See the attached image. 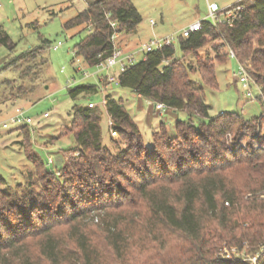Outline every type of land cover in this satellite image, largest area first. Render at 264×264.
<instances>
[{
	"label": "trees",
	"instance_id": "1",
	"mask_svg": "<svg viewBox=\"0 0 264 264\" xmlns=\"http://www.w3.org/2000/svg\"><path fill=\"white\" fill-rule=\"evenodd\" d=\"M235 6H243V10L233 25L215 27L204 21L200 31L189 38L180 37L183 57L177 56L175 45L154 50L118 77L122 89L185 114V119L175 124L176 137H171L162 123L153 132V145L147 146L124 99L108 94L104 100L110 129L126 146L111 135L110 143H105L103 112L89 106L97 105L92 98L99 86L81 83L69 87L72 99L89 95L95 102L72 107L73 121L63 135H74L75 146L65 151L74 154L61 157V170L69 165L70 173L61 175V170L53 167L54 161L28 153L34 173L26 184L13 191L0 189V264H34L32 257L20 255L16 246L36 222L51 221L60 210L72 206L70 201L78 193L85 194L80 203L87 205L69 212L71 224L88 210H103L110 217V210L145 204L147 236L157 240L169 231L184 241L186 252L165 264H264V0H240ZM111 22H116L115 29ZM141 22L132 0H86V7L64 26H85L82 30L88 33L76 45V56L97 66L112 55L113 35L134 33ZM218 39L235 52L260 87L261 116L248 119L231 111L210 114L203 88L190 74L198 72L204 84L218 86L216 65L225 61L218 53L214 58L199 53ZM0 45L10 51L16 48L2 27ZM26 55L24 52L13 60ZM187 56H194L197 65L186 63ZM29 127L24 125L22 130L31 139ZM242 143L248 145L247 150ZM163 182L173 185V190L161 193ZM77 233L74 238L81 259L92 264L99 258L96 246L85 234ZM105 233L109 248L120 261H126L131 230L114 221ZM46 239L42 256L49 264H62L56 240L50 234ZM223 243L240 251L247 249L255 261L218 256ZM13 253L16 263L10 259Z\"/></svg>",
	"mask_w": 264,
	"mask_h": 264
},
{
	"label": "rangeland",
	"instance_id": "2",
	"mask_svg": "<svg viewBox=\"0 0 264 264\" xmlns=\"http://www.w3.org/2000/svg\"><path fill=\"white\" fill-rule=\"evenodd\" d=\"M239 1L132 0L142 16V22L134 33L118 34L115 43L122 51L131 53L139 51L144 43L155 37L173 36L178 39L175 44L177 56L183 57L178 46L181 30L194 19L204 20L208 14V2L217 4L220 10H226ZM85 7L86 0H0V27L16 44L13 51L0 45V189L13 191L26 184L29 174L34 173L28 153H36L45 161L49 159L50 163L54 161L53 167L59 170L64 168L61 157L68 158L74 154L65 152L75 146L74 135H63L73 121L74 105L96 102L98 105L94 107L103 112L101 126L104 142L110 143L112 137L123 147L126 145L122 137L111 134L109 116L103 104V99L108 94L124 99L147 146L153 145V132L158 131L162 123L169 135L176 137L175 124L179 119H185L182 112H175L167 107L160 112L155 110V103L145 100L139 108L137 98L130 91L122 89L118 79L113 83L106 81L108 76L114 75L117 68L100 72L98 66H89L76 56L75 47L88 31L82 30L85 26L66 29L64 25ZM43 41L47 43L43 45ZM58 42L63 45L53 49L52 46ZM24 52H27L25 57L13 60ZM199 53L210 58L218 53L221 60L225 61L216 65V88L204 84L198 72L190 74L196 85L203 88L212 116L224 111L238 112L248 119L263 114L256 86L252 85L254 99L247 98L242 85L236 82L238 61L227 55L220 39L208 43ZM143 57L144 54L138 53L137 62ZM184 61L192 66L197 65L194 56H187ZM86 74L88 77H85ZM81 83L99 86V92L92 98L95 102L90 100L89 95L78 99L69 96V87ZM17 106L23 107L26 115L32 118L50 113L38 128L29 127L31 139L21 125L10 124L8 128L3 127ZM242 146L248 149L247 144L242 143ZM70 170L68 165L65 170L60 171L61 175L69 174ZM160 188L161 193L167 194L169 188L173 190V185L163 182L160 183ZM83 197L84 193H78L70 201L72 206L65 211L60 210L58 216L52 217L51 221L36 222L31 229L33 231L28 233V230L29 235L16 246L17 252L22 256H31L34 264H49L41 250L47 240L46 236L50 234L61 251L62 264H89L81 259L82 254L74 238L78 235L77 232L85 234L87 240L96 246L99 258L92 264H165L170 258L180 257L186 252L183 248L184 241L169 231L164 232L157 240L146 235L144 229L148 210L145 204L110 210L113 213L109 212L112 214L110 217L103 210H88L79 221L71 224L69 212L87 205L80 203ZM114 221H118L124 229L131 230L132 245L126 261H120L115 256L105 237V229L112 226ZM49 224L50 227L46 229ZM221 247L218 256L255 261L247 249L240 251L238 247H230L225 243ZM10 259L16 263L15 253L10 255Z\"/></svg>",
	"mask_w": 264,
	"mask_h": 264
},
{
	"label": "built area",
	"instance_id": "3",
	"mask_svg": "<svg viewBox=\"0 0 264 264\" xmlns=\"http://www.w3.org/2000/svg\"><path fill=\"white\" fill-rule=\"evenodd\" d=\"M243 10V6H235L231 7L226 10H220L219 6L215 3H209L208 2V14L204 18V20H198L196 22L191 23L190 25L186 26L181 30V33L179 35V38H189L194 32H198L203 27L204 21H210L215 27H218L221 24H227V25H233V23L241 16V12ZM153 22V21H152ZM111 26L115 29L116 28V22H111ZM118 34L115 33L112 37V40L114 42V49L111 56L103 60L100 64L97 66L100 69V72L103 70H110L112 68H117V71L112 76H108L106 81L108 83L115 82L119 75L123 72H125L131 65L135 64L137 62L136 54L134 53H127L122 51L119 46L116 45L115 39ZM177 38L173 36H166V37H155L151 39L150 41L144 43L141 47L139 52L142 54L152 52L154 50L162 49L164 47L173 46L177 43ZM223 46L225 47L227 51V55L231 58H235L236 54L235 52L227 45V43L224 40H221ZM63 44L61 42H58L56 45L52 46L53 49H58ZM238 61V60H237ZM85 77H88L86 74ZM236 82L242 85L243 89L245 90V95L247 98L253 100V84L256 86L259 96H262V92L260 87L256 84L254 79L251 77L248 68L245 64L238 61V72L236 77ZM104 100V105H105ZM96 104H89L90 107H94ZM165 106L162 103H155V110L163 112ZM50 116L49 112L44 113L42 116L37 118L28 117L26 115V111L23 107H15L14 113L11 115L9 120L3 124L4 128H8L10 124L12 125H29L32 127H39L41 121L43 119H46ZM111 125V123H110ZM112 135H117V132L113 129L111 130Z\"/></svg>",
	"mask_w": 264,
	"mask_h": 264
},
{
	"label": "crops",
	"instance_id": "4",
	"mask_svg": "<svg viewBox=\"0 0 264 264\" xmlns=\"http://www.w3.org/2000/svg\"><path fill=\"white\" fill-rule=\"evenodd\" d=\"M196 21H198L197 19H194L192 22H190L188 25H190L191 23H193V22H196ZM187 26V25H186ZM185 26V27H186ZM131 53H134V54H138V53H141V52H139V51H132ZM132 93V92H131ZM134 94V93H133ZM112 95V94H111ZM134 96L137 98V101H138V107L140 108L141 107V104H142V102L145 100V101H148V100H146V99H144V98H142L141 96H139V95H137V94H134ZM116 97V96H115ZM117 98V97H116ZM148 102H151V101H148ZM103 103H104V99H103ZM151 103H153V102H151ZM98 105V104H97Z\"/></svg>",
	"mask_w": 264,
	"mask_h": 264
}]
</instances>
